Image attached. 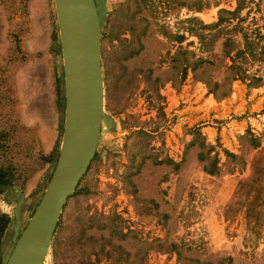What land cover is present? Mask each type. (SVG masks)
I'll list each match as a JSON object with an SVG mask.
<instances>
[{
    "label": "rangeland",
    "instance_id": "obj_1",
    "mask_svg": "<svg viewBox=\"0 0 264 264\" xmlns=\"http://www.w3.org/2000/svg\"><path fill=\"white\" fill-rule=\"evenodd\" d=\"M96 2L109 125L44 264H264V0ZM59 41L54 0H0V264L58 159Z\"/></svg>",
    "mask_w": 264,
    "mask_h": 264
},
{
    "label": "water",
    "instance_id": "obj_2",
    "mask_svg": "<svg viewBox=\"0 0 264 264\" xmlns=\"http://www.w3.org/2000/svg\"><path fill=\"white\" fill-rule=\"evenodd\" d=\"M65 74V122L58 159L24 225L15 211L14 246L4 264H44L63 210L96 155L104 111L102 19L96 0H54Z\"/></svg>",
    "mask_w": 264,
    "mask_h": 264
},
{
    "label": "trees",
    "instance_id": "obj_3",
    "mask_svg": "<svg viewBox=\"0 0 264 264\" xmlns=\"http://www.w3.org/2000/svg\"><path fill=\"white\" fill-rule=\"evenodd\" d=\"M242 0H239V6L237 7V9L234 11V12H229V14H232V15H235V14H237L241 9H242ZM220 21H221V19H220ZM221 23V22H220ZM219 25V23L218 24H216V26H218ZM250 43H252V45H253V48L251 49V54L253 55V53H256V48H257V46L259 45V43H255V41H253V42H251L250 41ZM228 44H231V42H230V40H228L226 43H225V46L226 45H228ZM254 46L256 47V48H254ZM264 49V47H261V50H263ZM247 52H246V50H240L238 53H237V55H241V54H243V55H245ZM227 57L231 60V62H232V65H230V67H233L234 66V63H235V60L237 59V58H239V56H235V55H227ZM9 184H11V181H9L8 179H6V176H5V174L2 172V171H0V187L1 186H5V185H9ZM0 221H1V223H2V226H1V228H0V233L1 234H4V232L6 231V229H7V227H8V224H9V220H7V219H4L3 217H2V219H0Z\"/></svg>",
    "mask_w": 264,
    "mask_h": 264
}]
</instances>
